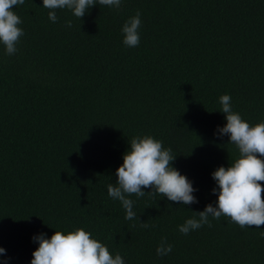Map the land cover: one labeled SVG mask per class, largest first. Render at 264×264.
I'll return each mask as SVG.
<instances>
[{
	"label": "trees",
	"instance_id": "obj_1",
	"mask_svg": "<svg viewBox=\"0 0 264 264\" xmlns=\"http://www.w3.org/2000/svg\"><path fill=\"white\" fill-rule=\"evenodd\" d=\"M137 10L140 43L129 48L121 29ZM13 11L24 35L14 55L0 44V264H31L34 236L78 228L125 264H264V225L210 216V227L178 228L215 206L212 173L239 157L218 134L219 98L250 126L264 122V0H121L81 20L56 9V23L43 0ZM144 136L172 150L198 203L133 194L137 218L125 219L107 187Z\"/></svg>",
	"mask_w": 264,
	"mask_h": 264
},
{
	"label": "clouds",
	"instance_id": "obj_2",
	"mask_svg": "<svg viewBox=\"0 0 264 264\" xmlns=\"http://www.w3.org/2000/svg\"><path fill=\"white\" fill-rule=\"evenodd\" d=\"M25 0H0V44L5 46L7 55L17 52L16 45L24 35L18 25L21 18L13 11ZM119 8L121 0H43V7L48 9V18L56 23V9H69L81 20L94 5ZM72 27V22L67 21ZM141 26V13L130 17L122 27L123 43L129 48L140 43L138 29ZM221 110L225 114L226 124L218 128L220 137L227 135L230 144H234L239 157L225 168L220 166L212 173L217 187L212 189L217 195L215 206L206 205L203 211L195 212L199 219H187L178 226L180 233L187 235L191 231L211 223L209 217L219 220L221 216L230 218L240 228H260L264 225V122L250 126L239 113L232 110L230 95L219 98ZM176 156L170 148L165 149L161 141L151 136L135 137L130 142V149L123 155V164L116 170L115 186L109 184L108 195L118 200L126 211V220H135L134 201L129 197L135 194L138 198L145 194H159L169 201L191 205L199 201L193 195L196 189L185 175L172 167ZM152 189L145 193L142 189ZM141 226L148 228L147 223ZM38 248L32 253L31 264H125L121 255L115 257L108 248L92 238L90 232L83 228L69 231L67 234L55 231L50 238L41 233L33 237ZM172 251V245L162 238L156 252L166 256ZM5 250L0 248V253Z\"/></svg>",
	"mask_w": 264,
	"mask_h": 264
}]
</instances>
